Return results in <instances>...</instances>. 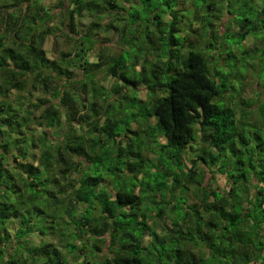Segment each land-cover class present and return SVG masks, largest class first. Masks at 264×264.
I'll use <instances>...</instances> for the list:
<instances>
[{"label": "trees", "instance_id": "obj_1", "mask_svg": "<svg viewBox=\"0 0 264 264\" xmlns=\"http://www.w3.org/2000/svg\"><path fill=\"white\" fill-rule=\"evenodd\" d=\"M43 1L0 4L8 22L22 7L27 42L0 37V264H264L262 90L252 79L246 98L251 73L221 64L234 54L226 36L243 53L250 37L264 45V0H58L71 48L54 59L46 42L62 28ZM101 31L118 35V50L100 47ZM142 38L126 64L124 49ZM101 71L109 88L97 86ZM134 102L131 133L164 141L154 159L117 130ZM156 220L170 221L164 234Z\"/></svg>", "mask_w": 264, "mask_h": 264}, {"label": "rangeland", "instance_id": "obj_2", "mask_svg": "<svg viewBox=\"0 0 264 264\" xmlns=\"http://www.w3.org/2000/svg\"><path fill=\"white\" fill-rule=\"evenodd\" d=\"M43 4L45 5V7L47 8V10H50L52 13V26H58L60 28H62V26L60 25L61 21L63 20V16L60 14L61 9L59 7V2L58 0H44ZM142 6H144V4L142 3ZM253 6L252 2H249L247 6L244 7L243 10H248ZM110 19H105L103 21V25L104 27H106V25L109 24ZM209 20L206 18V21ZM79 28L81 29L82 32L86 31L87 26L89 25V23H91L92 19L89 18L88 16H84L82 19L79 20ZM206 25H208L209 27V23H206ZM197 28V27H196ZM64 28L61 29V31H56L54 36H51L48 41L46 42V51H47V55L51 58H57L59 56V54L63 51L67 52L70 51V46L71 43L68 42V38L65 36V34H63ZM97 41L101 44L100 47L103 46H110L113 45L115 50L119 49V39H118V35L115 32H109V33H105L104 31H101L98 36H97ZM127 41V40H126ZM224 42L225 44L229 47L233 49L234 54L233 55H227L225 54V52L223 53V55L221 54L222 58H221V64H225L227 67L231 66L233 67V69H238L239 72L244 73H251L250 77H247L246 81H245V91H244V96L247 98L249 96L252 95L253 93V88L255 89L257 85H260L261 87V105L263 106L262 109L264 110V60L262 61V65L260 67L259 64V53H256L255 48H260L261 43L259 41H255L252 37L248 38L245 41V47L250 48L251 50L254 51H248L247 53H243V51L241 50V48H239V45L237 43H235V39L232 37H227L226 36V40L224 38ZM130 45L131 47H126L123 51V56H124V62H126V64H131L134 57H136L135 55H138L136 53L137 49L139 47H141L142 44H146L145 39H133L131 41ZM221 44V43H220ZM264 45H261V47ZM100 47L97 48V51L92 52L90 54V61L91 63H94L97 61L96 58V53L100 50ZM135 49V50H134ZM112 51L111 55H115V53L117 54L116 51ZM226 52L228 53V51L226 50ZM255 64L258 67V74L255 68H257L255 66ZM143 65V60H141L138 65H137V69H141ZM75 74L78 76L81 71L80 70H74ZM252 79L255 81V84L253 83ZM112 79L107 77V75L105 74V71H101L100 74L97 75V86H101V87H105V88H109L110 84L112 83ZM251 81V82H250ZM251 83V84H250ZM237 86H240L239 84L235 83ZM250 84V85H249ZM254 84V85H253ZM91 93V92H90ZM138 93H139V98L140 99H147V89L144 86H141L138 89ZM14 94V93H13ZM12 94V95H13ZM89 93L88 94H84L83 96V101L85 102V104H89V102L92 100L91 95L89 97ZM89 97V99H88ZM258 97V95L256 96ZM247 102V101H246ZM248 104V103H246ZM137 106H139L136 102H134L132 104V107L134 108H126L124 109V113L125 116L121 119H119V123H118V127L117 130L118 132H122V135L124 136L125 134L128 136V139H133L134 143L138 146L140 145V147H151L152 149H150V152L148 154V157L150 159H154L156 157V155L154 154V148L153 147H158L160 145L161 142H164L163 139L160 140L158 139L157 133H151V135H146V134H132L131 132L137 131L139 130V126L138 124L134 123V114H136L137 111H139L140 109L137 108ZM130 109V110H129ZM262 110V112H263ZM264 113V112H263ZM89 121H91L89 119ZM88 129V128H86ZM159 140V141H158ZM193 158V157H192ZM189 167H191V164H189ZM208 174H206L205 177V181L206 183L210 184L211 182H214V176H212V173H210V171H207ZM215 183L216 185L224 190L228 188V183H227V179L225 176L222 175H218L216 174L215 176ZM103 187L107 188L108 191L111 194H114V190L108 185L105 184L103 185ZM157 221V225L154 226V231L157 232L159 235L164 234V226L165 229H167L166 227L169 228L170 221L166 222V223H161L160 221ZM31 241H34L36 244L40 243V239L32 236L31 237ZM146 242L149 241V238H146L145 240ZM164 253V252H163ZM73 259V258H72Z\"/></svg>", "mask_w": 264, "mask_h": 264}, {"label": "clouds", "instance_id": "obj_3", "mask_svg": "<svg viewBox=\"0 0 264 264\" xmlns=\"http://www.w3.org/2000/svg\"><path fill=\"white\" fill-rule=\"evenodd\" d=\"M10 2V0H0V4H6ZM23 9L22 7L19 10L13 9L11 11V21L8 22L6 20V17L4 15V13H0V37L4 38V46L8 47L11 43V46L16 47L17 49H20L21 46H23L24 49L27 48V42H26V38H23V33L19 31L20 28V24L21 22H23V16L21 15ZM10 23V30H6L7 29V25ZM21 36L22 39L19 41H14L13 37L14 36ZM126 94V93H125ZM89 106L88 105H84V108L87 109ZM81 115H91L90 112L85 111L82 112ZM90 124H94L95 123V118H93V120L89 121ZM101 125H102V121H101ZM33 127H35V125H33ZM68 129L65 128V133L67 134ZM12 156H15V153H12ZM5 164H8V160L5 159L4 161ZM13 244V246L15 245V240H13L11 242ZM0 251H4L7 252L8 249L7 248H0ZM5 261L7 260V257H4Z\"/></svg>", "mask_w": 264, "mask_h": 264}]
</instances>
